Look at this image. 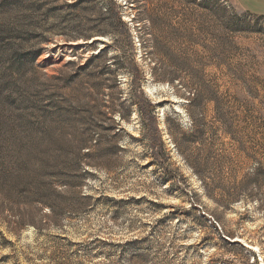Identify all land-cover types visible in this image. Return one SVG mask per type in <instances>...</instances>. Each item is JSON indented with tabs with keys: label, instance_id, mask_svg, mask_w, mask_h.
<instances>
[{
	"label": "rangeland",
	"instance_id": "rangeland-1",
	"mask_svg": "<svg viewBox=\"0 0 264 264\" xmlns=\"http://www.w3.org/2000/svg\"><path fill=\"white\" fill-rule=\"evenodd\" d=\"M114 2L0 0V264H264V16Z\"/></svg>",
	"mask_w": 264,
	"mask_h": 264
},
{
	"label": "crops",
	"instance_id": "crops-1",
	"mask_svg": "<svg viewBox=\"0 0 264 264\" xmlns=\"http://www.w3.org/2000/svg\"><path fill=\"white\" fill-rule=\"evenodd\" d=\"M244 7L255 15L264 16V0H238ZM256 9V10H254ZM258 10V11H257Z\"/></svg>",
	"mask_w": 264,
	"mask_h": 264
},
{
	"label": "trees",
	"instance_id": "trees-1",
	"mask_svg": "<svg viewBox=\"0 0 264 264\" xmlns=\"http://www.w3.org/2000/svg\"><path fill=\"white\" fill-rule=\"evenodd\" d=\"M109 6H110L109 10L115 16L117 24L122 26L123 23L121 22L120 14L117 11L116 3L114 2V0H109ZM149 109L151 110L152 108H149ZM153 121H154V125H155V132H156V134H157V136L159 137V140H160V132L157 130L155 120H153Z\"/></svg>",
	"mask_w": 264,
	"mask_h": 264
}]
</instances>
